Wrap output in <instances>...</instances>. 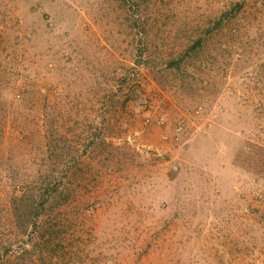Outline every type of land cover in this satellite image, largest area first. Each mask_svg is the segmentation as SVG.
I'll return each instance as SVG.
<instances>
[{
    "label": "rangeland",
    "instance_id": "obj_1",
    "mask_svg": "<svg viewBox=\"0 0 264 264\" xmlns=\"http://www.w3.org/2000/svg\"><path fill=\"white\" fill-rule=\"evenodd\" d=\"M0 264H264V0H0Z\"/></svg>",
    "mask_w": 264,
    "mask_h": 264
}]
</instances>
